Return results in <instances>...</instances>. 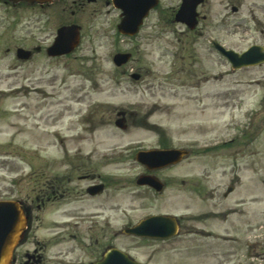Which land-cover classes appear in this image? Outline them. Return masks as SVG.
<instances>
[{
    "label": "rangeland",
    "instance_id": "rangeland-1",
    "mask_svg": "<svg viewBox=\"0 0 264 264\" xmlns=\"http://www.w3.org/2000/svg\"><path fill=\"white\" fill-rule=\"evenodd\" d=\"M224 2V0L213 1L211 13L213 23L218 20V17L227 15L229 10L224 7ZM254 2L263 5L259 15L264 19V0H247L244 11L237 16L239 22L243 16L247 19L248 16L251 17L249 5ZM180 3L181 0H163L160 27H155L156 17H152L134 43L124 38L118 39L114 34L119 12H114L109 17L101 16L102 18L98 19L99 22L97 21L94 30L91 29L92 26L88 27L89 37L84 40L80 50L73 56L62 60L61 64L52 65L53 74L58 77V83H64L54 89L45 85L47 82L45 73L42 70L39 72L36 70L42 65L48 68L46 60L39 58L35 65H27V68L22 72L20 69L17 74V70L13 67L19 63L13 59V56L6 54L7 50L14 51L19 46L31 49L35 45L45 46L47 44L23 39L26 34L21 30L23 29L20 28L21 26H17V23L28 21L30 11L20 10L16 14L8 15L3 9H0V148L4 144L8 149V146L13 142L20 147L44 145L50 140L49 137L44 136V131L49 130L48 124L62 126H59L58 129H62L65 135L78 134L82 128L78 120L85 114V110L87 111V107L84 106L90 104L92 100L97 99L106 104L111 102L109 95H116V104H119L120 108L121 106L126 107L130 99H141L140 96L131 95L134 90H129L128 84L120 89L115 88L112 84L118 79L128 83L127 78L123 79L121 72H117L114 68L111 62L112 56L119 49L123 52L133 50L137 61L127 68L142 67L145 70L149 68L152 71L151 75L149 74L152 81L158 83L156 76L161 78V101L158 100L157 95L152 97L153 101H145L150 105L137 103V107H135L141 112L139 116H143L147 110H153V115L149 113L148 118L161 125V129L158 130L161 134L158 136V134L140 131L131 136L128 133L127 135L118 132L112 135L110 132L109 135L108 132H101L100 137L94 142L79 144L78 139L70 138L69 140L73 142H68V145L70 147L101 146L106 148L128 146L132 141L141 140L144 146H156L161 136V145L175 148L195 144L204 146L210 139L219 137L218 134L226 136L235 134L238 128L237 124H244L245 121L248 124L252 120V113L256 112L257 115L252 120L255 123L251 129L249 128L251 133L244 134V138L241 135L238 144L235 143L232 145L233 147L222 152L190 156L178 168H173L166 173L161 172L162 180L169 181L170 186L161 197V212L182 216L183 229L179 237L161 243V249L152 251L151 248H141L135 254L140 260L146 261L152 252L151 264H235V260L242 256V252H236V256L227 262L222 258L224 253L222 248L216 249L215 244H208L207 240L201 239V237L188 235L187 230L194 226L206 229L209 201L206 197L205 181L201 188L202 192L195 193L191 183L184 185L181 180H190L193 171H197L198 177L196 176V178L201 180L203 175L209 174L207 169L211 170L215 167L212 170L213 184H215L216 179L222 177V167L228 169L229 176L232 171L240 168L239 174L244 179L245 187L240 190L238 197L247 201L249 198L256 199L257 206L253 205L252 207L260 205V209L264 211V65L234 73L228 72L229 65L211 51L206 37L193 35L185 31V26L172 21ZM206 9L207 7L204 12ZM100 10L103 12L104 9ZM91 13V9L84 13L85 25L90 26L93 23L89 22ZM12 22L14 24L10 25ZM215 25H219V27L215 28L213 37L223 40L229 48L243 51L251 44L264 45L263 35L255 32L253 28L256 27L252 24L251 28L248 25L245 27L243 24L241 25L244 32L249 34L246 32L244 34L237 32V34L233 29L224 30L219 22L214 23ZM236 31L241 30L236 29ZM136 50H140V53H137ZM170 52H177L179 55V59L174 62L175 67L172 64V56H169ZM59 65L60 68L57 70ZM22 75H27L30 81L19 80L18 78ZM36 77H44V84L40 83L34 86L33 83H30ZM253 80L259 82L250 85ZM96 84H100V86ZM26 86L37 88V92L35 90L26 91ZM17 87L21 88L20 92L17 91ZM39 88L44 89L40 90ZM155 92L158 93V90ZM51 96L53 99L50 103L48 99ZM145 99L148 100V96ZM156 100L159 105L152 108L151 104ZM239 106H242L246 111L245 118L241 117V113H236L239 121H233L231 113L234 109L237 112ZM106 108L101 107L98 110L104 111ZM77 114L78 116H75ZM100 114L95 118L97 119ZM139 116L137 120H141ZM37 123L40 127L38 129L35 127L36 138L33 141L25 139L26 133L13 137L16 130L11 128L12 126L28 124L33 128L32 125ZM110 129L113 128L110 127ZM55 143L57 142L53 140V144ZM56 150L53 149L49 155L51 159L60 155ZM1 152L3 150H0ZM38 152L45 157V151L38 150ZM232 154L236 155L239 167H234ZM1 157L5 158V156H0V166L5 164L1 161ZM12 163H6L9 166L4 170L0 169L1 194L9 190L7 187L9 172L13 171L15 167V164ZM117 167H105L102 169V174L112 172L118 173L119 176L123 173L125 178H134V175L140 172L134 168L127 171V167L119 171V167ZM27 188L28 192L31 187L27 185ZM124 191L118 194L117 200L126 203L129 192L132 190L126 188ZM248 204L246 205L249 206ZM263 218L260 215L259 222L255 226H263ZM246 219L255 220L257 215L252 209H249ZM253 227L252 224L250 228ZM212 250L213 253L209 257ZM255 263L257 262L255 261Z\"/></svg>",
    "mask_w": 264,
    "mask_h": 264
},
{
    "label": "flooded vegetation",
    "instance_id": "flooded-vegetation-1",
    "mask_svg": "<svg viewBox=\"0 0 264 264\" xmlns=\"http://www.w3.org/2000/svg\"><path fill=\"white\" fill-rule=\"evenodd\" d=\"M224 1V7L231 9L234 15L240 14L246 4V0ZM30 2L31 4L25 0V2L19 1L13 4L8 0H1L0 6L10 4L16 11L25 7L30 8L32 17L28 28V33H31L29 36L34 42L48 43H53L56 40L61 29L72 25L81 27L83 38L89 37L88 27L92 26L91 29L94 30L98 18L92 16L89 22L93 23L90 26L85 25L84 13L88 9H92L94 16H98L96 13L99 9L111 5V0H30ZM206 3L210 4V1L208 0ZM158 9V17L161 21V0ZM199 17L203 22L207 19V15H199ZM39 58L48 62V68L45 65L36 68L38 72L42 70L45 73L47 81L45 85L51 89L62 86L64 83H58V77L53 74L52 65L61 64L62 59L68 57L51 58L46 56L44 50L36 49L30 60L20 61L18 59L19 65L16 67L22 72L27 68V65H35ZM59 68L60 65L57 70ZM138 73L140 79L144 81L138 83L142 90L148 91L154 97L159 93L161 95V86L159 87L160 92L156 93L155 90L158 88L153 82L148 81L147 74ZM18 79L30 81L27 75H22ZM43 80L44 77H36L30 83H33L34 86L40 83L44 84ZM140 87H136L135 90L138 92L141 90ZM33 89L36 88L33 87ZM52 99L53 96L48 99L50 103ZM121 112L124 114L122 118L129 126L136 125L137 117L141 115V112L134 109L112 108L108 111L107 116L102 117V121L99 120L101 126L117 121ZM152 112L153 110H147L145 116L139 117L147 118L149 113L152 115ZM49 126L52 128L54 125L49 124ZM95 130L96 127L90 132L94 134ZM83 149L77 150L76 161H68L67 155V161L59 164L61 172H56L55 164L52 161L45 163L40 168L37 165L33 166L32 173L27 177L28 180L22 189V194L25 195L24 205L30 220L24 241L17 249L15 264H93L101 259L103 251L111 248L139 249L143 244V248H151L152 251L161 249V240L146 239L144 241L142 238L125 234L127 229L132 228L139 221L133 223L127 215H124L120 219L122 222L120 228L116 226L117 220L112 224L110 215L117 214L118 211L122 212L121 205L115 201L114 180L103 177L101 173L103 164L100 149L93 147L88 149V152ZM104 160V166L108 167L116 161V158L114 155H110L105 156ZM234 164L239 165L238 162ZM222 169L223 180L213 184V168L208 171L209 174L205 180L206 197L209 201L206 214L207 232L210 235L214 234L212 226L215 224L224 231L221 237H217L218 240H223L221 245L224 250V261L230 262L236 256V252L248 251L250 252V259H248L250 264H256L255 260L257 264H264V245L261 242L263 227L255 226L260 219L259 212H255L257 219L251 221L246 219L247 212L243 208L239 209L244 202L236 197L240 193L239 188L242 184L238 171H232L229 176L226 168L222 167ZM16 171L20 174L22 167H16ZM144 174L156 177L161 181V169H146ZM101 184L104 186L103 192L96 191L95 187ZM27 185L31 187L28 192ZM203 185L204 183L197 184L200 187ZM18 186L19 193H21L20 183ZM140 189L143 190L133 196L134 203L144 202L141 204L143 210H149L156 206L161 209V192L156 194L150 187L138 190ZM231 197H233L232 204L229 203ZM160 214L161 210H158L152 215ZM106 217L108 219L104 221L103 219ZM252 224L254 227L250 228ZM242 258L244 256L238 259Z\"/></svg>",
    "mask_w": 264,
    "mask_h": 264
},
{
    "label": "water",
    "instance_id": "water-1",
    "mask_svg": "<svg viewBox=\"0 0 264 264\" xmlns=\"http://www.w3.org/2000/svg\"><path fill=\"white\" fill-rule=\"evenodd\" d=\"M119 1V0H118ZM157 5L156 0H146L144 4L140 6L136 5L131 8L127 0H121L117 2V6L124 11V19L120 26V30L123 33L135 34L143 22V18L146 16L148 11ZM140 6V7H139ZM195 7V6H194ZM73 33L71 30H66L61 40L55 46L54 50L56 53H64L66 51H71L75 45H77L78 38L73 39ZM63 39V40H62ZM23 52V51H20ZM231 54V53H230ZM22 57H27L22 55ZM254 57V58H252ZM125 59H122L120 63H123ZM235 63L241 65L257 63L255 54L251 52V55L245 56L244 59H234ZM253 62V63H252ZM172 153V154H170ZM177 152H161L154 153L161 155V161L170 163L176 159ZM176 224L172 220L165 218L161 219V235H166V237L173 235ZM24 229V218L22 213L18 210V207L11 204H0V264H11L12 254L19 242V239L23 233ZM171 232V233H169ZM102 264H134L131 261L120 254L108 255Z\"/></svg>",
    "mask_w": 264,
    "mask_h": 264
}]
</instances>
